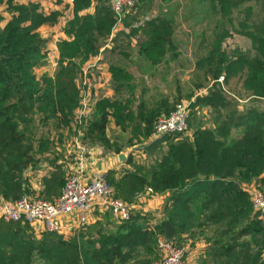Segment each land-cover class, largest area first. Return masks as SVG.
Returning a JSON list of instances; mask_svg holds the SVG:
<instances>
[{
    "label": "trees",
    "instance_id": "1",
    "mask_svg": "<svg viewBox=\"0 0 264 264\" xmlns=\"http://www.w3.org/2000/svg\"><path fill=\"white\" fill-rule=\"evenodd\" d=\"M4 1L10 17L3 24L0 13V207L2 202L30 195L27 169L35 167L44 152L54 156L53 145L61 143L62 134L38 132L46 126L80 133L82 143L98 145L108 153L119 154L137 145L153 154L166 145L146 164L128 155L125 162L130 169L121 174L108 170L105 179L114 198L129 205L144 194L168 195L153 220L131 207L128 220H115L110 226L103 214V220L90 221L68 237L42 232L37 238L29 224L0 217V264H141L155 248V260L159 258L160 238L178 248L203 242L195 264H264V213L261 217L253 212L244 190L255 184L264 194V0H204L221 18L231 20L237 11L242 13L235 31L250 39L257 56L230 58L221 48L228 31L217 34L199 60L216 84L206 95L189 97L187 118L188 129L190 108L205 106L212 126L189 128L190 135H165L148 144L158 119L178 103L161 99L152 107L141 101L130 109L103 97L95 101L89 115L77 114L82 109L78 84L82 67L111 40L119 23L110 0H71V18L63 28L66 37L56 43L57 66L53 74L39 76L35 68L49 56V42L39 30L54 25L59 14H47L34 2L0 0V4ZM247 1L258 8L244 7ZM138 32L142 38L137 40V53L149 64L157 66L165 56L174 57L171 20L157 15L131 27L132 35ZM107 71L113 83L127 77L116 66ZM220 77L224 84L240 77L243 90L262 105L230 113L235 100L217 82ZM109 118L120 131L130 133L125 145L108 138ZM65 180L56 169L43 178V190L36 198L52 202Z\"/></svg>",
    "mask_w": 264,
    "mask_h": 264
},
{
    "label": "rangeland",
    "instance_id": "2",
    "mask_svg": "<svg viewBox=\"0 0 264 264\" xmlns=\"http://www.w3.org/2000/svg\"><path fill=\"white\" fill-rule=\"evenodd\" d=\"M12 1L14 3H38L43 12L47 14L57 12L59 14L54 25H45L39 30L41 36L49 42L47 46L49 56L43 65L35 68L38 76L43 72L49 75L53 74L57 66L56 43L66 37L63 28L66 21L71 18V0ZM248 4L253 6V9L258 8L257 3L250 1L244 3L243 6L245 7ZM209 6L204 0H146L142 4L139 2L138 6L130 9L116 25L114 33L111 36L113 40H109L111 43L108 42L99 56L91 59L82 67L83 71L80 72L78 84L82 90L81 106L85 111L80 113L81 109L77 114L80 113L81 116L89 115L95 101L103 97H108L130 109H134L133 106L141 101L147 106L154 107L161 99L168 100L170 104L184 102L189 105V97L193 99L206 95L212 86L216 84L206 74L199 60L206 56L217 34L221 35L224 31H228L229 35L222 40L221 48L227 56L230 58L239 55H245L249 58L256 57L257 52L253 49L250 39L235 31L239 29L238 22L243 16L242 13L237 11L232 19L228 20L221 18ZM6 8L7 3L4 1L0 4V13L4 17L3 24L10 17ZM157 15H163L172 21L174 27L173 41L175 44V55L173 58L165 56L159 65L152 66L143 56L138 55L136 44L137 40L142 38V35L140 32L132 35L131 27L133 25L137 26ZM109 66H116L122 69L127 77L121 83H113L108 80L105 72ZM217 82H220L222 89L225 90L230 98H234L235 100L234 105L236 106L230 108V113L235 109L250 108L253 106L260 107L262 105L261 101L254 100L248 92L243 90L240 77H233L226 84H224L223 78L220 77ZM190 113L192 114L190 116L191 123L189 122L188 125L189 128L212 126L213 123L211 115L209 114V108L205 106L193 110L190 108ZM110 121H112L111 118L109 119ZM109 122L106 126V133L110 140L120 146L125 145L130 137V133L128 131L122 132L116 126L118 131L114 127V122L111 125ZM189 128L182 134L183 136L190 135L191 130ZM73 129L75 130V128ZM38 130V132L49 133L50 136L62 134L65 137L71 136L75 138L74 143L67 140V147H71L73 144L76 148V144L82 148L86 145L81 142L80 133H77V135L71 134V132H74L73 130L71 132H63L60 130L57 131L55 128L49 126L42 127ZM149 142L148 140L145 143L148 144ZM58 145V142L54 143L53 149ZM64 145L65 143L59 145L58 148L63 149ZM124 149L123 151H125ZM133 149L137 151L135 153L136 155L144 154L143 157H137L136 163L146 164L145 161H154L155 156L165 151L167 146L161 145L159 153L156 151L153 154L145 153L144 146L136 145L133 146ZM57 152L59 153V151ZM82 154L84 156V153L81 151L80 156ZM59 156H63V153H60ZM251 186L258 188L255 184ZM147 198H150V195H141L143 201ZM137 199L139 197L135 199V204L131 205L123 202L132 208L133 205L136 206L137 210L144 212L152 220L155 219L156 214L158 215L155 208L157 205L152 202L142 204L140 202L141 199L139 201ZM103 214L105 222H107L106 224L110 226L116 224L114 216L108 210H105ZM34 231L37 238L42 235L39 227H36ZM62 236L68 237L69 233L62 234ZM198 243L203 244V242ZM202 248L201 250L197 249L196 256L202 253ZM156 257L157 251L155 248L154 252L151 251L145 254V259L140 263L151 264ZM187 263L195 264L193 261Z\"/></svg>",
    "mask_w": 264,
    "mask_h": 264
},
{
    "label": "built area",
    "instance_id": "3",
    "mask_svg": "<svg viewBox=\"0 0 264 264\" xmlns=\"http://www.w3.org/2000/svg\"><path fill=\"white\" fill-rule=\"evenodd\" d=\"M139 0H111L110 6L121 21L124 14L134 8ZM85 110H81L83 113ZM79 113V116H81ZM189 105L181 102L167 116L158 119L154 132L149 138L152 142L165 135L184 133L187 130ZM83 156L78 160L76 171L70 174L62 187L60 195L52 202L41 198L25 195L15 202H2L0 217L14 222L27 223L34 229L39 227L41 232L62 235L68 230L64 219L73 217L75 229L87 225L91 221L92 212L96 208L108 210L116 221L130 218L131 206L122 200L114 198L111 187L107 184L104 173L84 176ZM245 191L250 196L252 210L262 217L264 213V194L259 188L246 186ZM159 258L151 264H188L193 261L192 253L186 254V248H178L163 238L157 241ZM190 258V260H189ZM192 264V263H191Z\"/></svg>",
    "mask_w": 264,
    "mask_h": 264
},
{
    "label": "crops",
    "instance_id": "4",
    "mask_svg": "<svg viewBox=\"0 0 264 264\" xmlns=\"http://www.w3.org/2000/svg\"><path fill=\"white\" fill-rule=\"evenodd\" d=\"M70 5H71V3H70ZM111 39H112V37H111ZM111 41L109 42V40H108L109 43H111ZM107 43L105 44V46L107 45ZM103 50H104V46L100 49V52L98 53L97 56H99V54ZM105 73L108 77V80L112 81L107 69H106ZM109 119H108V122H109ZM111 123L113 124V120L109 122L110 125H111ZM114 127L118 130V128L116 126H114ZM107 136H108V134H107ZM108 138H109V136H108ZM67 140L74 143L75 138H73L71 136L65 137L62 135V141H61V143H59V145H62L63 143H65L63 149H59L58 148L59 145H58L57 147H55L53 149V150H55L54 156L50 155L48 152H44L43 154L38 155L39 161H38L37 165L35 167H31V168L27 169L26 177H27V182H28V187H29V194H30L29 196H31V197L39 196L41 190H43V185H42L43 178L50 176V174L53 171H55L56 169H57V172L59 170L63 175L66 176V178H67L68 174L74 173L78 167V160L80 159L81 156H83V154L80 156L81 151L84 153V156H85V157L83 156V160H84V165H85L84 176L86 179L91 174H94V173L106 174V172L108 170H115L117 172V174H121L124 170L130 169V165H128L127 162H125V159L128 155L132 154L133 159H137L138 156H142V157L144 156L143 153L140 155H136L135 153L137 151L136 150L133 151V147L132 148H126V149H124L125 151H121V153H119V154H116L114 152L108 153L105 150L101 149L100 146H98V145H92V146L84 145L82 148H80V146H77L75 144V146H76V148H75L72 144L71 147H67ZM57 151H59V153ZM60 153H63V156H59ZM121 155H123L124 157L121 158ZM167 195H168L167 193L161 194V195H153V196H150V198L144 199V201L141 199V196H140L139 199H137V201H139L141 199L140 202H142V204L143 203L149 204L151 202L156 204L157 207H155V208H156V211L159 213V208L163 204ZM133 208L136 209V206H133ZM104 211L105 210H102L100 208H96L92 212L91 222L103 220L102 215H103ZM156 216H157V214H156ZM74 221H75V219L73 217L64 219L63 223L66 226V228H68V230L65 231L64 234H66V233L71 234L74 232V230H75V228H74L75 226L73 225ZM197 243L195 244V246L193 248H189V247L186 248L187 249V251H186L187 256H188V253L193 254V257L191 256V259L193 260L194 263H195V258H196V254H197V252H196L197 249L201 250V248L203 247L202 243H198V244ZM189 260H190V258H189Z\"/></svg>",
    "mask_w": 264,
    "mask_h": 264
},
{
    "label": "water",
    "instance_id": "5",
    "mask_svg": "<svg viewBox=\"0 0 264 264\" xmlns=\"http://www.w3.org/2000/svg\"><path fill=\"white\" fill-rule=\"evenodd\" d=\"M124 156L123 155H121V158H123Z\"/></svg>",
    "mask_w": 264,
    "mask_h": 264
}]
</instances>
